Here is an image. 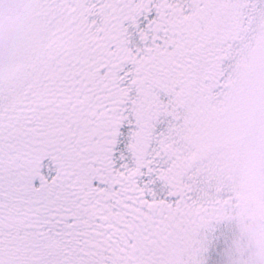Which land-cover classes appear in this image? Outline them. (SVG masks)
Returning <instances> with one entry per match:
<instances>
[{"label":"snow or ice","instance_id":"6c2138e0","mask_svg":"<svg viewBox=\"0 0 264 264\" xmlns=\"http://www.w3.org/2000/svg\"><path fill=\"white\" fill-rule=\"evenodd\" d=\"M0 264H264V0H0Z\"/></svg>","mask_w":264,"mask_h":264}]
</instances>
